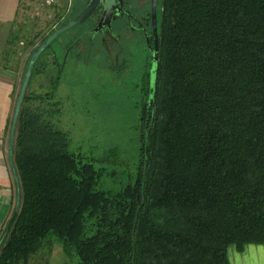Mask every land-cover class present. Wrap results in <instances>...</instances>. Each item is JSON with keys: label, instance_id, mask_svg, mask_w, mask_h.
<instances>
[{"label": "trees", "instance_id": "obj_1", "mask_svg": "<svg viewBox=\"0 0 264 264\" xmlns=\"http://www.w3.org/2000/svg\"><path fill=\"white\" fill-rule=\"evenodd\" d=\"M159 40L139 175L119 193L97 190L101 174L28 91L0 264H28L50 235L80 264H230L232 248L264 244V0H160Z\"/></svg>", "mask_w": 264, "mask_h": 264}, {"label": "rangeland", "instance_id": "obj_2", "mask_svg": "<svg viewBox=\"0 0 264 264\" xmlns=\"http://www.w3.org/2000/svg\"><path fill=\"white\" fill-rule=\"evenodd\" d=\"M88 1L73 0L72 7L59 12L42 9L38 0H24V19L33 50L46 36L47 25L58 22L57 15L71 21ZM138 39L130 30L129 43L125 45V72L113 70L123 60L115 52L104 62L86 61L67 67L61 77L51 58L44 57L29 89L31 96L38 98L32 106L50 109L54 126L69 136L70 152L101 174L97 187L100 192H121L137 180L140 171L141 113L148 101L145 79L150 70V54ZM56 47L54 43L53 48ZM44 62L51 64L50 71H45ZM47 94L55 96L49 100ZM28 264H80V259L74 248L50 235L30 256Z\"/></svg>", "mask_w": 264, "mask_h": 264}, {"label": "crops", "instance_id": "obj_3", "mask_svg": "<svg viewBox=\"0 0 264 264\" xmlns=\"http://www.w3.org/2000/svg\"><path fill=\"white\" fill-rule=\"evenodd\" d=\"M24 0H0V245L18 214V192L9 160L10 134L18 96L33 55ZM30 89V87H29ZM230 264H264V244L229 251Z\"/></svg>", "mask_w": 264, "mask_h": 264}, {"label": "flooded vegetation", "instance_id": "obj_4", "mask_svg": "<svg viewBox=\"0 0 264 264\" xmlns=\"http://www.w3.org/2000/svg\"><path fill=\"white\" fill-rule=\"evenodd\" d=\"M93 0H89L85 9ZM99 0L97 8L92 17L85 23L77 26L71 31L62 35L48 49L47 58H51L52 65L62 76L67 67L75 66L80 62L91 61L94 63L104 62L115 52L117 58L123 59L117 70L125 72V48L129 43L128 35L130 30L134 32L137 41H143L150 54L149 75L153 72V51L155 46L153 26V0ZM159 4H157L158 31H159ZM81 7L77 8L79 12ZM85 9L78 15L80 16ZM77 16V17H78ZM66 17L63 22L70 23ZM57 23V22H56ZM64 24V25H65ZM54 26V27H52ZM47 25V34L50 36L51 28L56 29V24ZM59 29V28H58ZM57 30V29H56ZM108 55V56H107ZM46 58V59H47ZM47 62V61H46ZM45 62V71H50L51 64Z\"/></svg>", "mask_w": 264, "mask_h": 264}, {"label": "water", "instance_id": "obj_5", "mask_svg": "<svg viewBox=\"0 0 264 264\" xmlns=\"http://www.w3.org/2000/svg\"><path fill=\"white\" fill-rule=\"evenodd\" d=\"M99 3V0H93L88 7L85 9V11L78 16L74 21L67 23L57 29L49 38H47L43 43H41L35 52L33 53L30 62L28 64V67L26 69V73L24 76V80L22 83V87L18 96L17 104H16V109H15V114L13 117L12 125H11V134H10V148H9V160L11 163L12 171L14 174L15 178V183L17 186V192H18V201H17V211H20L21 208V201H22V189H21V182L19 178V174L15 165V148H16V136H17V130H18V125H19V120L21 116V112L23 109V105L26 99V96L29 91V87L31 84L32 76L34 69L41 58V56L65 33L71 31L72 29L76 28L77 26L85 23L88 21L95 9L97 8V5ZM157 4L158 0H153V26H154V40H155V46H154V51H153V81L155 79V73H156V65L159 60V31H158V16H157ZM4 242V240H3ZM3 242L0 245V248L3 245Z\"/></svg>", "mask_w": 264, "mask_h": 264}, {"label": "built area", "instance_id": "obj_6", "mask_svg": "<svg viewBox=\"0 0 264 264\" xmlns=\"http://www.w3.org/2000/svg\"><path fill=\"white\" fill-rule=\"evenodd\" d=\"M42 9L50 11H61L72 7L73 0H38Z\"/></svg>", "mask_w": 264, "mask_h": 264}]
</instances>
